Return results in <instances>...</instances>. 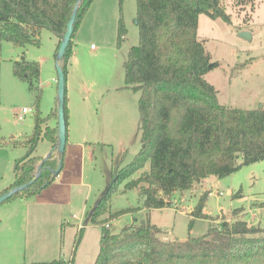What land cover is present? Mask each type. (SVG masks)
<instances>
[{
  "label": "rangeland",
  "instance_id": "374dc122",
  "mask_svg": "<svg viewBox=\"0 0 264 264\" xmlns=\"http://www.w3.org/2000/svg\"><path fill=\"white\" fill-rule=\"evenodd\" d=\"M223 5L230 14L229 24L204 13L198 16L197 38L210 53L211 62H218L205 79L216 88L223 105L262 107L264 0L245 4L223 0ZM120 15L126 35L118 44ZM135 20V0H93L84 13L73 38L75 52L69 79L72 134L83 143V150L67 143L62 168L50 184L32 197H14L0 204V264L94 263L102 227L86 224V213L105 192L112 165H125L141 146L139 94L122 88V63L128 49L138 43ZM240 31L249 32L250 38H241ZM39 39L38 46L25 47L0 40V192L14 180L15 161L25 154V136L32 133L36 115L34 91L28 82L14 75L16 60L24 57L39 61L42 126L56 123L49 112L57 93L58 37L44 28ZM24 107L28 111L19 119ZM48 149L58 156L56 145L51 146L45 139L39 142L36 153L42 156ZM240 162L239 158L237 163ZM147 167L148 163L144 168ZM127 180L119 184L111 196L109 210L100 218L121 209H139L110 219L113 232L134 219L146 218L163 230L159 237L165 241L199 237L224 220L241 219L264 228V160L240 165L226 176L209 175L190 189L175 190L170 205L160 209L143 208L136 188L123 190ZM201 201L207 217L193 216ZM80 227L83 230L75 244Z\"/></svg>",
  "mask_w": 264,
  "mask_h": 264
},
{
  "label": "trees",
  "instance_id": "16d2710c",
  "mask_svg": "<svg viewBox=\"0 0 264 264\" xmlns=\"http://www.w3.org/2000/svg\"><path fill=\"white\" fill-rule=\"evenodd\" d=\"M78 0H0V40L19 47L38 46L42 29L60 38ZM93 0H82L76 13L74 30L61 61L67 74L77 27ZM250 0H237L245 4ZM138 43L131 46L122 63L124 85L138 92V151L125 165H112L105 192L86 213L85 223L102 227L98 253L93 264H264V228L245 220H224L212 225L199 237L175 241L162 240L163 230L148 218L134 219L117 232L110 219L139 208L109 213L113 193L127 180L123 190L136 188L143 208L160 209L170 205L175 190L190 189L209 175H229L240 165L264 160V106L252 109L219 103L216 88L205 74L218 66L197 38L198 16L220 18L230 23L223 0H135ZM122 15L117 26L118 44L125 39ZM39 62L22 57L13 63L14 75L29 83L35 93L34 128L25 136V154L16 159L14 180L0 194L28 182L12 195L29 198L51 183L59 157L50 153L36 176L42 156L36 153L45 139L57 146V100L49 114L54 126L43 128L39 110ZM48 114V115H49ZM64 116L68 122L65 87ZM64 154V153H63ZM62 154V157H63ZM240 163H237L238 159ZM36 176V177H35ZM201 201L193 216L207 217ZM236 210V209H235ZM234 210V211H235ZM83 227L76 234L78 243ZM55 262H59L55 260ZM72 264V261L70 262Z\"/></svg>",
  "mask_w": 264,
  "mask_h": 264
},
{
  "label": "water",
  "instance_id": "95a60500",
  "mask_svg": "<svg viewBox=\"0 0 264 264\" xmlns=\"http://www.w3.org/2000/svg\"><path fill=\"white\" fill-rule=\"evenodd\" d=\"M82 0H78L71 12V15L69 17V20L66 24V29L63 35L60 38V44L56 52V67H57V93H56V100H57V127H58V142L56 146L57 154L59 157L58 160V165L57 167L52 171V176H56L59 171L62 168V154L64 153L65 150V144H66V138H67V125L65 121V116H64V105H65V87H66V76L65 73L62 69L61 66V61L64 57L65 50L69 45V42L72 37V33L74 30V23L76 20V13L79 8V4ZM137 23V20H135ZM241 38L244 39H249L250 34L249 32L246 31H240L238 34ZM51 153L49 151L44 158L41 159L40 164L38 165L36 176L40 172V169L42 167V163L44 159ZM35 176V177H36ZM31 182L15 186L6 192L0 194V204L4 202L6 199L11 197L12 195L16 194L23 188H25L28 184ZM143 220H141L142 222Z\"/></svg>",
  "mask_w": 264,
  "mask_h": 264
},
{
  "label": "crops",
  "instance_id": "0c3cea01",
  "mask_svg": "<svg viewBox=\"0 0 264 264\" xmlns=\"http://www.w3.org/2000/svg\"><path fill=\"white\" fill-rule=\"evenodd\" d=\"M73 42H74V40H73ZM74 44H75V42L73 43V46H72V54H71L70 58L68 59V64H67V69L68 70H67V74H66V96H67V107H68V122H67L66 144L68 143V144H70V145H72L74 147H79L80 150H83V143L81 141H77L76 138H73V134H72L73 127H72V124H71L72 112H73L72 111V100L73 99H72V89H71V86H70V80L69 79H70V74H71L70 62H71L72 55L75 52L74 51ZM92 46L93 45L91 44L90 47L92 48ZM39 72H40V70H39ZM39 80H40V76H39ZM55 100H54V103H55ZM48 152H49V149L47 151H44V153L42 155V158H44Z\"/></svg>",
  "mask_w": 264,
  "mask_h": 264
},
{
  "label": "built area",
  "instance_id": "2783aa9c",
  "mask_svg": "<svg viewBox=\"0 0 264 264\" xmlns=\"http://www.w3.org/2000/svg\"><path fill=\"white\" fill-rule=\"evenodd\" d=\"M27 111H28V109H26L25 107L22 108V111H21V113L19 114L18 118H19V119H22V118H23V114H24L25 112H27ZM262 226L264 227V223H263Z\"/></svg>",
  "mask_w": 264,
  "mask_h": 264
}]
</instances>
